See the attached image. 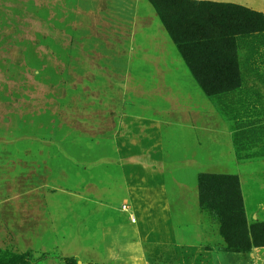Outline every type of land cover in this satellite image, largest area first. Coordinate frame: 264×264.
Here are the masks:
<instances>
[{
  "label": "rangeland",
  "instance_id": "1",
  "mask_svg": "<svg viewBox=\"0 0 264 264\" xmlns=\"http://www.w3.org/2000/svg\"><path fill=\"white\" fill-rule=\"evenodd\" d=\"M147 1L0 0V264H264V0Z\"/></svg>",
  "mask_w": 264,
  "mask_h": 264
},
{
  "label": "crops",
  "instance_id": "2",
  "mask_svg": "<svg viewBox=\"0 0 264 264\" xmlns=\"http://www.w3.org/2000/svg\"><path fill=\"white\" fill-rule=\"evenodd\" d=\"M92 3H98L99 8L105 14L104 19L111 13L114 15H122L132 13L133 17H143L145 19V27L141 32H146L147 35H151L153 41L159 37H163V25L156 16V12L149 7L150 3L147 0H89ZM218 1V0H213ZM227 1H237L238 0H227ZM131 3V5L129 4ZM97 6V5H96ZM111 12V13H110ZM112 16V15H111ZM137 233L140 236V230L137 229Z\"/></svg>",
  "mask_w": 264,
  "mask_h": 264
},
{
  "label": "trees",
  "instance_id": "3",
  "mask_svg": "<svg viewBox=\"0 0 264 264\" xmlns=\"http://www.w3.org/2000/svg\"><path fill=\"white\" fill-rule=\"evenodd\" d=\"M181 3L182 4H185L186 3V1H184V0H181ZM186 5H188V4H186ZM195 5L196 4H194V5H188L189 7H195ZM205 7H207V8H205ZM198 10H201V9H210V10H213V9H216L218 12H222L224 15H226V16H239V15H242L239 11H238V9H232V8H228L227 6H225V5H213V6H211L210 7V4H208V3H197V7H196ZM218 29L219 30H223V28L221 27V26H219L218 27ZM227 30H229L228 28H227ZM65 262H67V263H71V261H69V260H67V259H65Z\"/></svg>",
  "mask_w": 264,
  "mask_h": 264
},
{
  "label": "built area",
  "instance_id": "4",
  "mask_svg": "<svg viewBox=\"0 0 264 264\" xmlns=\"http://www.w3.org/2000/svg\"><path fill=\"white\" fill-rule=\"evenodd\" d=\"M123 209L125 211H129L128 206L126 204L123 206ZM130 216H133V221H136V218H135V216L133 214H130Z\"/></svg>",
  "mask_w": 264,
  "mask_h": 264
}]
</instances>
